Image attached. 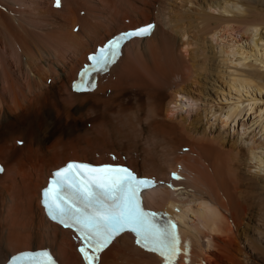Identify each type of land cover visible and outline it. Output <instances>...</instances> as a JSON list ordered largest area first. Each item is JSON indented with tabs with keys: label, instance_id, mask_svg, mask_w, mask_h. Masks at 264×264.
Wrapping results in <instances>:
<instances>
[{
	"label": "bare ground",
	"instance_id": "bare-ground-1",
	"mask_svg": "<svg viewBox=\"0 0 264 264\" xmlns=\"http://www.w3.org/2000/svg\"><path fill=\"white\" fill-rule=\"evenodd\" d=\"M54 5L0 0V264L45 247L61 264H83L79 241L40 206L51 170L71 160L126 164L162 182L146 203L182 210L175 264H264V243L250 242L251 221L264 223V0ZM151 21L152 36L127 44L95 92H71L96 46ZM235 31L246 39L234 38ZM207 82L214 92L191 116L202 99L190 88ZM232 130L235 138H226ZM172 172L182 176L177 192L166 187ZM100 264L165 262L123 235L100 254Z\"/></svg>",
	"mask_w": 264,
	"mask_h": 264
},
{
	"label": "snow or ice",
	"instance_id": "snow-or-ice-1",
	"mask_svg": "<svg viewBox=\"0 0 264 264\" xmlns=\"http://www.w3.org/2000/svg\"><path fill=\"white\" fill-rule=\"evenodd\" d=\"M55 4L60 7V0ZM153 28L148 24L109 39L88 57L90 64L80 72L75 90L94 88L90 83L93 74L106 71L119 59L125 43L151 35ZM172 175L181 180L176 173ZM157 186V181L121 164L69 162L52 174L42 190V203L51 220L75 233L83 264H100V254L123 233L134 234L140 248L158 254L165 264H175L182 247L177 224L166 213L146 211L142 204L141 194ZM11 264L57 262L50 253L41 251L16 255Z\"/></svg>",
	"mask_w": 264,
	"mask_h": 264
},
{
	"label": "rangeland",
	"instance_id": "rangeland-1",
	"mask_svg": "<svg viewBox=\"0 0 264 264\" xmlns=\"http://www.w3.org/2000/svg\"><path fill=\"white\" fill-rule=\"evenodd\" d=\"M54 8H59V7H55L54 6ZM214 13L215 14H218L217 13V11H214ZM76 32V31H75ZM236 32H238V33H236ZM233 34V37L234 38H237V39H241L243 36H242V33H240V31H235V32H233L232 33ZM242 39H246V35L242 38ZM52 81V80H51ZM51 81H49V85H51ZM204 82V81H203ZM211 83L212 82H207L206 83V85L204 84V85H194V86H191V90H192V92L193 93H195V95H196V97H194L193 99H199L198 98V96H201V99L202 100H198L196 103H198L199 105H196V103H194V106H193V108L191 109L192 111V113H190V115L191 116H195L198 112H202L201 110L202 109H204V107H205V105H207L206 103H205V101L204 100H206V99H208V96L207 97H205V94H207V93H211V94H213L212 93V89H211ZM201 87V88H199V87ZM206 88V89H205ZM202 90H203V93H202ZM206 91V92H205ZM211 91V92H210ZM214 92V91H213ZM200 93H202V94H200ZM198 94V95H197ZM182 97H189V96H182ZM205 98V99H204ZM209 99H211V98H209ZM197 109V110H196ZM201 109V110H200ZM183 114H186V112L185 111H183L182 112ZM90 126H91V123H88V127L90 128ZM216 126V130H215V127H213L212 128V132L213 133H215L216 131H217V128H218V126L217 125H215ZM86 127H87V124H86ZM236 131H240L241 130V126H238V124L236 125ZM218 132V131H217ZM216 134H218V133H216ZM228 134V133H227ZM225 135V137L226 138H228V139H234L235 138V135L233 136V130L232 131H230V136H229V134L228 135ZM232 135V136H231ZM232 137V138H231ZM234 137V138H233ZM244 224H246V225H248V224H250V220L249 219H244ZM251 223L254 225V227L253 228H250V237H251V239H254V240H251L250 242L251 243H253V244H263L264 243V223H262V222H260V221H258V223H255L254 222V220H252L251 221ZM252 225V226H253ZM251 226V227H252ZM255 228V229H254ZM259 228V229H258ZM252 229V230H251ZM258 231V232H257ZM207 241V239L205 240V242ZM242 243L244 242V249L246 250L247 249V251H250L251 249H252V251H253V244H251L250 245V242L248 243V241H246L245 240V238L243 237V239H242V241H241ZM256 242V243H255ZM255 252H257L256 250H254ZM245 262H248V260H246Z\"/></svg>",
	"mask_w": 264,
	"mask_h": 264
}]
</instances>
